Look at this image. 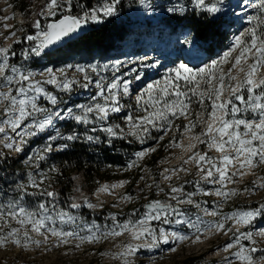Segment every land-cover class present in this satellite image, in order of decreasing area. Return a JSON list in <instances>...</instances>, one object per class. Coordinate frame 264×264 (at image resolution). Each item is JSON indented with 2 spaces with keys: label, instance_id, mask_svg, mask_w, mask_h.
<instances>
[{
  "label": "snow or ice",
  "instance_id": "1",
  "mask_svg": "<svg viewBox=\"0 0 264 264\" xmlns=\"http://www.w3.org/2000/svg\"><path fill=\"white\" fill-rule=\"evenodd\" d=\"M119 3L120 0H105L99 7L81 9L82 14L73 15L71 0H45L40 10L35 13L37 18L31 24L34 32L26 33L23 37L29 44L27 48L21 49L22 58L25 61L30 57L43 58L55 49L79 39L80 32L83 31L82 25L89 21L98 23L106 18L116 17ZM192 3L194 24L199 25L203 21L208 29L207 35L200 37L206 43L212 42L216 31L221 27L231 26L230 18L235 13L229 11L232 5L227 0H192ZM249 5L257 10L256 15L247 17L250 26L238 35L234 34L231 46L219 59H212L209 55L206 57L208 62H205V58L200 55V44L193 35V29L186 28L182 23L186 18L184 8L165 7L160 3L152 4L148 0H140V6L145 10L141 14H145L146 20L156 18V13L160 16L168 14L166 20L174 26V36L170 37L169 48L176 45L190 47L179 49L182 55H177L176 60L181 62L177 64L176 60L171 61L173 67L162 80L152 81L142 88L135 82L146 79L147 73L137 72V69L132 68L130 71L133 76H128V72H125L126 78H122L115 75V71L123 67V63L116 60L111 64L115 71L110 81H94L96 91L87 104L71 100L65 103L62 95L44 87L45 84L52 85L58 93H71L73 85L78 81L67 77L58 79L55 72L62 74L63 69H56L54 72L52 67H46L37 73L31 67L11 62V57L15 56L11 45L0 47V88L6 89L0 91V113L3 114L0 133H5L0 143L10 152L20 154L24 151L25 144L29 143L27 138L36 137L40 133L47 138L42 148L27 156L24 161L26 164L39 168L40 162L46 160L54 149L63 153L77 141L89 146L98 142L112 145L113 138L124 139L130 136L143 143L151 129L163 131L172 127V120L183 117L188 121L183 129L184 133L190 134V143L186 146L177 143L175 146L184 147L185 151L191 152L183 164L191 162L195 165L198 177L195 191L185 192L179 185L169 187L166 195L170 201H175V205L153 199L144 205L145 211L139 218L120 223L114 214H110L108 218L113 221V226L102 230L94 223L89 224L82 216L59 207L60 193L51 190V183L44 186L48 176L41 172L37 179L35 173L30 171L26 184H15V191L21 198L0 203V223L8 226L7 231L0 229V249L11 244L26 251L30 246L39 249L43 245L47 251L50 243L55 248L67 245L73 239L79 241L76 244L79 248L85 242L94 244L103 239L127 234L128 242L121 246L118 253L112 255L120 260V264H135V257L141 249L151 251L159 245H169L167 250L175 253L177 248L171 246L170 241L178 245L185 241L195 245L210 234L222 233L228 236L231 233L222 249L217 247V251L226 253L221 257L222 264H264V247H258L256 240V237L264 240V226H256L258 219L264 220V203L227 213L219 211L222 203L238 194L235 188H227L226 185L236 183V178L254 174L255 169L264 165V74H261L264 70V0H255V3L249 0ZM58 12L61 15L50 22L42 23L39 19L56 17ZM208 51L210 53L211 48ZM147 59L146 55L140 57L144 68L158 70V66L164 67L158 58L145 64ZM225 63H230L226 72L219 68ZM200 64L203 66H199ZM90 67L94 72L98 70L96 65ZM104 68L107 70L108 65ZM76 69L84 73L83 79L86 82L81 86L87 89L93 81L85 68L76 65ZM45 73L46 78H35L38 74L44 77ZM133 95L135 107L143 109L146 114L135 117L126 115L128 132L125 133L119 124L112 125L107 122L112 118L110 114L122 111L123 97L131 98ZM194 102L200 105L201 110L195 113L193 119H189L192 116L190 106ZM58 122L68 124L69 130L66 133L56 130L54 135L46 131L56 129ZM72 123L85 126L99 123V131L106 133L107 138L101 140L99 135L89 134V131L81 134L71 129ZM198 125H202L200 131L194 132L193 129ZM6 128H10L15 135L8 136ZM97 131L95 126L90 129L91 133ZM198 145H204L206 150L192 151ZM153 151L155 149L151 147L135 151L132 153L133 158L127 163V168L137 167L138 162ZM211 151L217 155L210 156L208 153ZM7 160L8 155L0 152V165H4ZM177 171L187 173L189 169L181 167L172 170L170 174L165 169L162 178L170 181ZM48 172L61 173V169L52 165ZM8 178L6 173L4 179ZM201 181L217 186L213 194L219 200L214 202L211 209L203 207V202L193 199L198 193L209 195L200 187ZM125 183L127 181L110 186L104 184L96 192L113 194V189L122 187ZM29 188L34 191L29 193ZM257 189L264 190V176L253 180L252 186L245 187L244 192L251 193ZM37 190L45 200L31 205L23 199L24 196L36 195ZM74 190L79 192L80 188L76 187ZM157 190L160 191L158 185ZM123 199L131 200L132 197L126 195ZM183 204L192 205L202 212L203 217L210 216L214 219H204L200 214H195L193 219L181 210L179 206ZM82 206L89 209L97 207L88 197H83L82 203L72 198L67 208L77 210ZM153 220H162L163 224L186 225L187 232L168 231L163 227L157 230L151 225ZM13 221L16 227L11 226ZM32 234L40 238L35 239Z\"/></svg>",
  "mask_w": 264,
  "mask_h": 264
},
{
  "label": "rangeland",
  "instance_id": "2",
  "mask_svg": "<svg viewBox=\"0 0 264 264\" xmlns=\"http://www.w3.org/2000/svg\"><path fill=\"white\" fill-rule=\"evenodd\" d=\"M21 4L24 10L14 8V4H19L18 1L14 0H0V47L11 45L12 50L15 52V56L11 57V62L25 65L31 67L33 71L39 73L46 67H52L54 72L56 69H63V73L55 72L58 79H64L67 77L69 79H75L78 81L77 84L73 85L71 93H58L54 86L45 84L44 87L62 95L65 103L70 100L77 103L87 104L90 102V98L94 95L96 88L94 81L99 79L102 83L110 81L114 74V69H112L111 64L116 60H120L123 63V67L119 71H115V75L124 77V73L128 72V76H133L130 69L135 68L137 72H146L147 78L135 82L140 85V87L146 86L155 80H162L163 76L168 72V70L173 67L171 61L176 60L177 55H182L179 51L180 48L187 49L189 45H176L174 48H169L170 37L174 36V31L169 26L165 13L164 16H160L159 13L155 14L154 19L148 21L145 19V10L140 6V0H120L117 5L116 17H111L117 20L120 26V31L124 35L123 39L116 41L115 45L107 52L93 51L92 53L78 52L76 50H71L70 48L64 49L59 52H51L50 55L44 56L43 58L30 57L28 61H25L21 56V49L27 48L29 42L24 40V35L32 34L31 24L37 18L35 13H37L44 4V0H23ZM94 7H99L105 0H93ZM149 3L157 4L160 3L167 6L182 7L186 11L193 9L192 0H148ZM228 3L232 5L229 9L230 12H234L235 15L232 16L231 26L224 27L229 33V39L221 49H216L212 59H219L223 55L224 51H227L231 46L234 39V34L238 35L245 28L249 27L247 17L249 15H256L257 10L249 5V0H227ZM251 3H255V0H251ZM239 5V6H238ZM61 15L60 12L57 13L56 17H39L42 23L50 22ZM180 15V14H178ZM7 17V19H5ZM107 19V18H106ZM110 19V18H109ZM105 20H101L98 23L89 21L87 24L82 25L86 28L88 24L100 25ZM187 28V27H186ZM179 31V28H176ZM15 33L14 35H10ZM20 41L17 43L16 41ZM200 44L199 52L202 58H205V62H208L206 57V51L203 48V44L198 40ZM163 53V54H162ZM147 56L148 59L144 63H148L154 58H158L161 63L164 64L163 68L152 69L144 68L140 63V57ZM235 55V53L233 54ZM231 60V57L229 58ZM35 61V63H33ZM180 60H176V63H180ZM193 63H199L198 61H193ZM71 65V67H68ZM76 65H80L85 68L87 75L93 81L89 84L87 89L83 88L81 85L84 84V73L78 72ZM91 65L98 66L97 71H92ZM108 65L107 70L104 66ZM190 66H192L190 64ZM199 66H203L200 64ZM230 67V63H225L220 65L219 68L225 72ZM261 74H264L262 70ZM39 74L36 75V79L42 80L46 78ZM183 83V82H182ZM202 87L204 85L202 84ZM6 89L0 88V91H5ZM226 95V94H225ZM246 95V93H245ZM43 102V101H42ZM208 102L206 101V104ZM2 107V106H0ZM192 116L189 119L195 117V113L200 111V105L198 103H192L191 106ZM120 113L110 114L111 119L107 122L108 124H119L125 133L128 132L127 121L125 119L126 115L139 116L146 113L143 109H137L135 107V96L131 98L123 97L121 100ZM210 110V106H209ZM3 119V114L0 113V120ZM30 122V121H29ZM188 123L183 117L172 120V127L165 128L163 131H158L157 129H151L148 138L141 143L140 141L134 140V138L127 136L124 138L125 144L129 145L128 148L123 152L120 164L112 168V171L118 172L120 177L117 180L102 181L97 186L107 184L112 185L120 181H127L122 187H118L112 190L113 194L109 193H97L96 189L88 194L87 185L84 182V177L82 172H72L70 175L71 188L70 194L65 195L68 201L75 198L77 202H81L83 197H88L89 201L97 205L94 209H86L92 211H101L105 209L102 214L99 215V220L86 219L89 224L94 223L99 226L102 230L104 228H111L113 226V221L108 218L110 214H114L117 217V221L123 223L128 219L139 218L143 215L145 211L144 205L153 199H159L163 202V199L168 201L169 198L166 195L170 186H182L184 191H195V181L198 179L196 175V167L191 164H183V161L191 154L190 151H185L184 147L175 146L177 143L181 145H187L190 143L189 133H184L183 125ZM95 126L98 131L96 133H91L90 129ZM202 125H198L194 132H199ZM100 124L95 125H75L71 124V129L75 130L81 134L85 131H89V134L99 135L101 140L106 139V133L99 131ZM59 130L62 133H66L69 128L68 124L59 123L56 129H47L46 131L51 132L53 135L55 131ZM19 131V129H18ZM119 131V129H117ZM183 133V136H181ZM6 134L8 136H14L15 134L10 128H6ZM5 133H0V141H3ZM41 136V133L36 137L27 138L29 143L25 144L24 148L29 149V155L33 151L39 150L47 142L46 136L43 134L42 139L36 142V139ZM163 137L162 139L160 137ZM18 139V137H17ZM113 140H122L120 138H113ZM99 143V142H98ZM154 148L155 151L148 153L143 159L138 162L137 167L127 168L128 161L133 158L132 153L135 151H141L147 148ZM33 149V150H32ZM206 150L204 145H198L197 149L192 151ZM0 152L10 153L8 149L3 147L0 143ZM210 156H216L214 151L208 153ZM158 156L159 159L155 165L149 160L150 156ZM181 167L188 168L189 171L185 173L184 171H177L176 175L172 177L170 181H166L162 178V173L165 169L169 170V174L172 170L180 169ZM264 176V165L259 166L254 170V174H248L242 178H236V183L227 184V188H235L237 190V195L228 199L227 202L222 203L219 211L221 213H227L235 209H247L251 208V205L258 206L260 203H264V190L257 189L255 192H244L245 187H251L252 181L256 180L257 177ZM75 177L76 179H72ZM143 177V179H141ZM187 181V183H186ZM151 187H148V186ZM157 185L160 191L157 190ZM76 187L80 188L77 192L74 189ZM200 187L205 189L209 195L197 194L193 197L196 201L203 202V207H208L211 209L214 202L219 200L214 193L216 185H208L201 181ZM130 195L131 200L123 199L124 196ZM9 201L5 194L0 196V203H6ZM175 205V201H172ZM102 205V207L100 206ZM239 205H245V207L238 208ZM59 207L65 208L66 210L72 211L74 214L79 215L75 210L68 209L67 206H62L58 204ZM181 210L191 218H195V214H200L203 217L202 212L192 205L183 204L179 206ZM80 216V215H79ZM171 218V217H170ZM204 219H214L213 217H203ZM151 225L155 229L161 227L168 231L178 230L181 232H187V226L175 225V224H163L162 220H153ZM12 227L17 225L13 221ZM256 226H264V220H257ZM0 229L4 231L8 230V226L0 223ZM251 230V229H249ZM83 234V233H82ZM35 239L40 237L36 234H32ZM228 236L222 233L210 234L207 238L202 239L198 244H190L185 241L182 244H174L169 242L171 246L176 247L177 251L175 253L169 252L167 249L169 245H159L151 251L146 249H141L137 256L135 257V264H181L184 260L203 256L201 264H222L221 257L226 255L223 251H217L219 246L221 249L224 243L229 239ZM257 246L264 247V240L256 237ZM128 242L127 234H123L117 238L103 239L98 243L89 244L87 242L80 244L77 248L76 244L79 241L73 239L67 245L60 247H53L52 244H48V250L45 251V246H41L36 249L34 246H30L28 250L24 251L18 249L15 245H9L5 248L0 249V264H120V260L114 258L112 254L118 253L121 250V246ZM242 243H247L242 241ZM67 253V254H65ZM102 253H104L102 255ZM259 253H257L258 255ZM132 259V258H130Z\"/></svg>",
  "mask_w": 264,
  "mask_h": 264
},
{
  "label": "trees",
  "instance_id": "3",
  "mask_svg": "<svg viewBox=\"0 0 264 264\" xmlns=\"http://www.w3.org/2000/svg\"><path fill=\"white\" fill-rule=\"evenodd\" d=\"M14 1H18L19 4L15 3L13 7L23 11L24 8L21 4L24 1ZM71 3V12L73 15L81 13V9L87 10L88 8L94 7L93 0H71ZM185 17L186 18L182 21V23L185 27L193 29V35L196 36L197 40L203 44L207 57L209 55L212 56L216 49H221L225 42L228 41L230 35L224 27H221L216 31L212 42L210 44L206 43L200 38L202 35H207L208 33L205 23L201 21L199 25L194 24L193 9L186 11ZM169 26H171L172 29L174 28L173 25ZM82 28L83 31L80 32L79 39L57 49L56 52L67 48L84 53H92L95 50L107 52L117 46V44L115 45L116 41H119L124 37L122 32H119L120 26L118 25L117 20L113 18H107L103 23L97 26L88 24L86 28ZM209 48H211L210 53L208 51ZM42 135L43 133H41V136L36 139L35 143L42 139ZM128 146L129 145L125 144L124 139L113 140L112 145L97 143L94 146H89L87 143L77 141L73 147L65 150L63 153L57 152L54 149L53 153L48 154V158L46 160L40 162L39 168L28 165L24 162L30 154L28 148H24V151L17 155L6 153L8 155V160L4 165H0V196L5 194L9 200L20 199L21 197L15 191V184H26L28 181V173L30 171L35 173L37 179L39 178L41 172H43L48 176V179L45 180L44 186L51 183V190H56L60 193L58 197V204L66 206L71 202L67 200L65 195L70 194L72 191L70 180L72 172H82L84 182L87 185L88 194H91L100 182L117 180L120 177L118 172L112 171V168L117 165L122 167L120 160L123 152L128 148ZM159 158V155H152L149 157V160L153 165H155ZM52 165L60 168L61 173H49L48 169ZM6 173L9 176L8 180L4 179ZM27 191L32 193L34 190L29 188ZM23 199L31 205H35L38 201L45 200L46 198L41 196L37 190L36 195L24 196ZM163 202L173 204L172 201H168L166 199H163ZM251 206L255 207L256 205ZM240 207H245V205H239L238 208ZM104 210L105 209H102L101 211H92L82 206L80 209L75 211L86 219L99 220V215L102 214ZM202 258L203 256L200 255L198 257L186 259L181 264H201Z\"/></svg>",
  "mask_w": 264,
  "mask_h": 264
},
{
  "label": "water",
  "instance_id": "4",
  "mask_svg": "<svg viewBox=\"0 0 264 264\" xmlns=\"http://www.w3.org/2000/svg\"><path fill=\"white\" fill-rule=\"evenodd\" d=\"M57 49H55L54 51H56ZM54 51H52V52H54Z\"/></svg>",
  "mask_w": 264,
  "mask_h": 264
}]
</instances>
